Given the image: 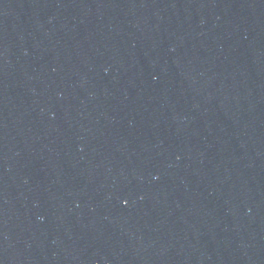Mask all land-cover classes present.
<instances>
[{
	"label": "water",
	"instance_id": "water-1",
	"mask_svg": "<svg viewBox=\"0 0 264 264\" xmlns=\"http://www.w3.org/2000/svg\"><path fill=\"white\" fill-rule=\"evenodd\" d=\"M0 264H264V0H0Z\"/></svg>",
	"mask_w": 264,
	"mask_h": 264
}]
</instances>
